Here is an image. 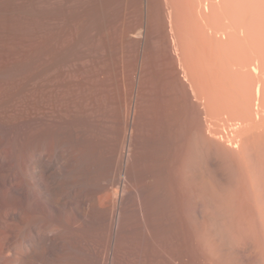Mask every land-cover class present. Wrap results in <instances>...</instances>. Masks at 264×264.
<instances>
[{"label":"bare ground","instance_id":"obj_1","mask_svg":"<svg viewBox=\"0 0 264 264\" xmlns=\"http://www.w3.org/2000/svg\"><path fill=\"white\" fill-rule=\"evenodd\" d=\"M0 264H264V0H0Z\"/></svg>","mask_w":264,"mask_h":264},{"label":"rangeland","instance_id":"obj_2","mask_svg":"<svg viewBox=\"0 0 264 264\" xmlns=\"http://www.w3.org/2000/svg\"><path fill=\"white\" fill-rule=\"evenodd\" d=\"M166 1V0H165Z\"/></svg>","mask_w":264,"mask_h":264}]
</instances>
